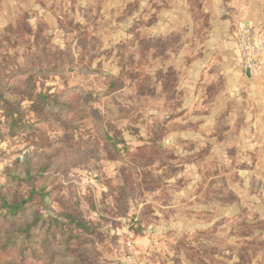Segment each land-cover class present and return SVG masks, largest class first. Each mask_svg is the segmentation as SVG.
Instances as JSON below:
<instances>
[{
	"label": "rangeland",
	"instance_id": "obj_1",
	"mask_svg": "<svg viewBox=\"0 0 264 264\" xmlns=\"http://www.w3.org/2000/svg\"><path fill=\"white\" fill-rule=\"evenodd\" d=\"M161 2L0 0V75L16 74L8 85L23 93L7 96L29 126L10 133L0 109V264H145L153 247L195 264L262 255L249 249L264 243V109L248 107L261 115L247 121L235 106H187L171 64L180 34L162 28ZM253 76L264 84V67ZM28 94L56 96L58 119L32 127ZM199 195L206 206H233L230 218L204 233L179 230ZM18 202L27 210L12 216ZM37 216L65 225L60 243L41 231L25 237ZM138 239L153 247L145 253Z\"/></svg>",
	"mask_w": 264,
	"mask_h": 264
},
{
	"label": "crops",
	"instance_id": "obj_2",
	"mask_svg": "<svg viewBox=\"0 0 264 264\" xmlns=\"http://www.w3.org/2000/svg\"><path fill=\"white\" fill-rule=\"evenodd\" d=\"M161 1V10L165 11V17L168 18L163 21L162 28L168 33L177 31L180 34V49L171 64L180 77V89L185 94L187 106L210 108L211 114H218L225 108L235 106L240 109L243 117H247V121L250 120L249 116L261 115L248 112V107H255L259 103L257 108L264 109V100L256 97L259 91L264 92L259 89L264 84L261 82V86L260 78L243 69L235 30L237 22L245 21L264 32V0ZM206 119L207 117L196 118L195 122L206 124ZM211 119L210 117L209 120ZM201 200H205L201 195L188 200L189 204H194L188 205L191 207L187 208L190 210L188 215L184 213L178 218L179 230L193 234L199 230L204 233L218 219L228 220L234 209L225 204L220 207L206 206L200 204ZM224 228L228 227L220 226L217 230L222 231ZM150 229L151 234L159 231L158 227L154 231ZM136 244L145 247V253L153 247L145 239H138ZM228 246L231 247L230 244ZM250 247L252 252L262 253L256 257L257 260L252 259V264H264V243ZM149 255L145 264H195L185 258L181 262L164 258L166 253L155 247ZM208 261L212 262V259Z\"/></svg>",
	"mask_w": 264,
	"mask_h": 264
},
{
	"label": "trees",
	"instance_id": "obj_3",
	"mask_svg": "<svg viewBox=\"0 0 264 264\" xmlns=\"http://www.w3.org/2000/svg\"><path fill=\"white\" fill-rule=\"evenodd\" d=\"M154 41V40H152ZM157 42H160L158 39H156ZM151 45V44H150ZM151 48V46L149 47ZM38 68L41 70V68H39L40 66H35V68ZM62 70V66H51L50 68H48V70H46L47 72L50 73H55L58 71ZM19 71V70H18ZM46 73V72H44ZM23 75L27 74V71H23L22 72ZM14 75L16 74H12V75H7V74H2L0 75V109L3 110V113L7 119V127L10 131V133L15 134L16 131L20 130V131H25V129L29 128L28 123L24 122L23 117H22V112L23 109L21 108V103L19 102V100H14L12 98L13 95H17L19 93H23V92H19L20 90L18 88H14V87H10L9 81L12 80V78L14 77ZM27 80L30 81L32 80V78H27ZM119 83V82H118ZM33 88V84L29 85L28 88L30 89ZM119 85L117 84H112L111 89L113 90H118ZM10 92V94L13 95H8L7 94ZM28 92H26V90L24 91V94H26ZM29 95V99L30 101L33 103L32 104V108H36V112H35V123L32 127H34L35 125L43 122L46 123L48 122L49 118L52 117L54 120L58 119L57 115L55 113L52 112L51 110V103L54 102L56 105H59V101L56 98V96H47V95H37L36 97H33L32 95ZM3 126L2 123H0V127ZM3 138V134L2 131L0 129V142L2 141ZM26 203V202H25ZM24 202H18L17 204H14L13 206H10V214L12 216H21L25 213V211L27 210V205H25ZM5 204H7L5 202ZM71 221L73 224L76 225V227L83 229L85 231H88V227L86 226V224L82 223V220H78L76 218L71 217ZM46 227V229H44V227ZM56 228L55 230H53L52 228ZM65 229V225H61L59 219H55V218H43L42 216H37L36 219L27 227L26 230L23 231V233L25 234V237L29 240H31L34 237H36V234L38 231L44 232V242L48 241L50 239H52L53 241L60 243L58 240V228ZM25 252H29L30 251V247L26 246ZM70 253V252H69Z\"/></svg>",
	"mask_w": 264,
	"mask_h": 264
},
{
	"label": "built area",
	"instance_id": "obj_4",
	"mask_svg": "<svg viewBox=\"0 0 264 264\" xmlns=\"http://www.w3.org/2000/svg\"><path fill=\"white\" fill-rule=\"evenodd\" d=\"M236 39L243 69L252 75L259 74L264 67V34L246 22H239L236 25ZM132 245L129 242L131 248ZM131 262L138 264L135 259Z\"/></svg>",
	"mask_w": 264,
	"mask_h": 264
}]
</instances>
